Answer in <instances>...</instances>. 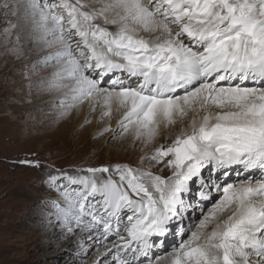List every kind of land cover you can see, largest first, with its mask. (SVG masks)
Segmentation results:
<instances>
[{
  "label": "snow or ice",
  "instance_id": "snow-or-ice-1",
  "mask_svg": "<svg viewBox=\"0 0 264 264\" xmlns=\"http://www.w3.org/2000/svg\"><path fill=\"white\" fill-rule=\"evenodd\" d=\"M23 7L13 50L44 53L30 86L50 69L35 84L59 94L61 115L87 108L101 137L153 146L141 167L49 176L64 238L95 247L91 264H264V0Z\"/></svg>",
  "mask_w": 264,
  "mask_h": 264
},
{
  "label": "rangeland",
  "instance_id": "rangeland-1",
  "mask_svg": "<svg viewBox=\"0 0 264 264\" xmlns=\"http://www.w3.org/2000/svg\"><path fill=\"white\" fill-rule=\"evenodd\" d=\"M25 3L0 0V264H89L96 249L90 247L85 256L75 236L64 238L51 203L63 201L49 187V176L117 162L141 167L139 157L153 146L142 152L140 142L133 145L131 137L122 141L112 140V133L101 137L103 125L96 116L86 122L87 108L83 113L73 110L61 115L56 103L59 94L35 84L50 69L33 76L30 86L25 73L44 53L29 51L32 46L25 41L22 53L13 50L15 33L22 34L17 26L23 22ZM112 127H116L115 120ZM166 137L164 132L157 145ZM23 161H38L40 167ZM165 174L170 173L165 170ZM89 243L85 241L86 246ZM61 245L68 249L58 254Z\"/></svg>",
  "mask_w": 264,
  "mask_h": 264
},
{
  "label": "bare ground",
  "instance_id": "bare-ground-1",
  "mask_svg": "<svg viewBox=\"0 0 264 264\" xmlns=\"http://www.w3.org/2000/svg\"><path fill=\"white\" fill-rule=\"evenodd\" d=\"M83 110H85V108H83V109H77V110H75V114L77 113H79V112H82ZM88 112V111H87ZM83 113V112H82ZM74 115V114H73ZM68 122V121H67ZM115 124V123H114ZM57 235V237H58V239H60L61 238V235L59 234V233H57L56 234ZM52 244V243H51ZM54 244V243H53ZM60 247V246H59ZM60 249V250H59ZM57 251V253L59 254V251H65L66 249H68V247H67V245L65 246V245H61V247L59 248ZM81 250V249H80ZM94 259H96V254L95 255H93V254H91L90 255V258L87 260L88 261V263L89 264H91V262L94 260ZM79 261V260H78ZM83 263V261H80V263L79 264H82Z\"/></svg>",
  "mask_w": 264,
  "mask_h": 264
}]
</instances>
